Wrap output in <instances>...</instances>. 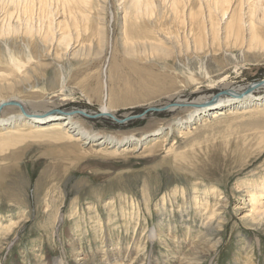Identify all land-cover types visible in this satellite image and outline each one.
<instances>
[{
    "label": "rangeland",
    "instance_id": "obj_1",
    "mask_svg": "<svg viewBox=\"0 0 264 264\" xmlns=\"http://www.w3.org/2000/svg\"><path fill=\"white\" fill-rule=\"evenodd\" d=\"M94 2L99 5L100 1ZM118 4L120 0L107 1L109 35L99 61L81 68L64 63L62 74L68 79L64 93L59 92L62 77L55 75L61 67L51 68L46 76L41 70L20 87V96L29 104L56 107L53 110L88 112L95 117L81 122L88 130L116 138L150 135L153 141L136 151L112 153L49 137H30L18 143H3L0 137V224L12 227L7 242H13L6 249L2 238L8 232L0 231V264H41L47 258L79 264L74 261L80 257L100 254L106 237L125 246L138 240L147 244L137 264H149L151 259L156 264L158 259L162 264L167 259L171 264H264V229L250 225L248 207L250 193L264 185V106L251 114L207 118L188 130L168 134L167 128L189 114L182 110L195 99L207 97L212 102L219 95L218 101L230 93L225 84L240 88L263 82L264 59H245L246 51L225 48L219 53L221 62L212 55L202 62L195 57L152 63L126 59ZM11 45L16 52L27 51L21 41ZM6 51V43H1L0 74L10 78L3 64ZM51 62L39 59L38 64L46 67ZM102 70L112 112L101 110ZM207 70L212 83L205 77ZM191 77H196V83ZM9 95L11 91L0 88V99ZM172 106L180 111L170 112ZM161 128L164 134L155 136ZM196 199L208 202L209 210L217 206L212 235L198 242L199 248H194L196 240L180 246L177 254L186 224L192 227L189 236L198 239L197 232L208 221L209 213L205 215ZM132 204L136 214L125 222L123 211ZM259 207L264 209V205ZM76 210L80 215L73 214ZM94 210H98V219ZM99 218L111 224L102 235L95 226ZM79 220L83 223H78V236L72 242L70 223ZM156 227L164 230L159 240H146ZM168 233L172 236L167 239ZM81 243L78 254L73 246L78 248Z\"/></svg>",
    "mask_w": 264,
    "mask_h": 264
},
{
    "label": "bare ground",
    "instance_id": "obj_2",
    "mask_svg": "<svg viewBox=\"0 0 264 264\" xmlns=\"http://www.w3.org/2000/svg\"><path fill=\"white\" fill-rule=\"evenodd\" d=\"M94 1L0 0V48L1 43H6L7 56L3 64L10 72V78L0 74V80L3 81L0 83V88L11 91V95L0 99V109L2 108L0 110V137L3 143L24 142L30 137H37V139L49 137L65 142L92 145L93 148L99 150L110 149L113 150L112 153H119V151L123 152L131 148L136 151L139 147L141 149L153 141L150 135L142 137L127 135L116 138L88 130L82 124L84 119L88 120L90 116H93L88 112L77 110L60 111L62 113L49 112L56 107L35 104L36 102L29 104L20 96L23 93L22 90L19 92L20 87L23 89L27 82L32 81L36 73L43 70L42 75L46 76L54 67H61V72L56 71L58 73L55 75L62 77V83L59 82L61 83L59 92L64 93L68 80L65 74H62L65 69L64 63H71L79 68L80 66L90 67L92 63L94 65L97 62L100 56H103L109 35L106 5L108 0H97V2L100 1L99 5ZM118 9L122 14L120 26L121 49L124 54L122 56L126 59L134 58L138 62L140 60L152 63L156 60L176 62L184 57L189 59L195 57L198 62H202L204 58L212 55L213 60L221 62L223 60H220L219 53L224 48L246 51L245 59H264V0H120ZM19 41L26 45V52H16L13 49L11 44ZM39 59L52 62L45 67L44 64H42L44 66L38 64ZM202 69H204L203 65L200 67V70ZM206 73L205 77L210 78L212 83L214 79L211 78L208 70ZM191 75H194L193 71ZM102 77H104V83L101 110L112 112L111 108L114 105L112 99L109 100L104 70H102ZM191 79L196 83V77H191ZM224 88L230 93L226 92L225 96L218 101L214 99V102H208L211 98L201 97L190 103L188 105L190 107L182 110L189 113L185 118L168 124V134L177 129L179 131L188 130L207 118L218 119L220 115L227 113L231 116L251 114L256 109L259 110L260 106H264V81L240 88L225 84ZM106 101H109V104ZM175 101L177 105H180L178 104L180 97ZM168 104L170 103L163 106H169ZM169 111L174 113L180 110L172 106ZM156 133L155 136L163 135V128L157 130ZM259 188L250 193L251 203L248 206L250 225L257 229H264V209L259 207L264 205V185ZM165 202L164 206L167 204ZM196 203L205 210V215L209 213L208 221L197 232L198 239H195V235L189 236L192 227L186 224L187 232L183 237L185 239L177 243L179 247L177 254L180 253V246L187 243L192 245L196 240L197 243L194 242L196 249L200 244L198 242H203L212 235L217 206L209 210L208 202L204 204L196 199ZM133 206L135 205L132 204V208L124 209L121 219L124 218L125 222L133 220V215L136 214ZM73 214L80 215L77 210L73 211ZM81 215L85 218L84 210L81 211ZM94 216L97 219L100 217L98 210H94ZM78 223L82 224L83 221L70 223L71 232L68 237L72 242L78 236L76 233ZM108 225L111 224L109 222L104 224L102 218L95 222V226L99 229L98 232H102L101 235ZM4 229L8 234L2 238L4 239L2 242L3 246L5 245L8 249L13 243L7 242L12 227H3L0 224V231ZM162 232H164L162 227L153 228L146 240L157 241ZM171 236L168 233L165 237L168 239ZM217 243L214 245L215 248ZM128 244L125 246L124 243L112 237H106L102 244L104 249L100 254H94L90 258L80 257L74 262L79 264H137L147 244L143 245L142 240L135 243L129 241ZM82 245L83 243L76 248L77 244H75L74 252L81 253ZM111 246H113L112 249H110ZM190 252L191 250L186 253ZM158 260V264H162L160 259ZM167 260L165 263L170 262L171 264V261ZM44 261L46 262L41 264H61L56 261L50 262L48 258ZM35 264L39 263L35 262ZM149 264L156 263L151 259ZM180 264L192 263L181 261ZM198 264H201V261Z\"/></svg>",
    "mask_w": 264,
    "mask_h": 264
},
{
    "label": "water",
    "instance_id": "obj_3",
    "mask_svg": "<svg viewBox=\"0 0 264 264\" xmlns=\"http://www.w3.org/2000/svg\"><path fill=\"white\" fill-rule=\"evenodd\" d=\"M219 97V95L215 98V100L217 99ZM215 100H212V102H214ZM2 109V108H1ZM0 109V110H1ZM166 109V108H165ZM165 109H163L162 108V110H165ZM156 109H154V111H155ZM160 110V109H159ZM162 110H160V111H162ZM54 113H62V112H60V111H53ZM107 116H110V117H113L112 115H107ZM91 118H95V117H93V116H90ZM120 123H124V121H121Z\"/></svg>",
    "mask_w": 264,
    "mask_h": 264
}]
</instances>
